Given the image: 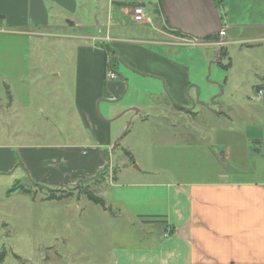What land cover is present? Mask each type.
<instances>
[{"label": "crops", "instance_id": "1", "mask_svg": "<svg viewBox=\"0 0 264 264\" xmlns=\"http://www.w3.org/2000/svg\"><path fill=\"white\" fill-rule=\"evenodd\" d=\"M161 4L162 0H0V34H27L37 29L63 32L74 53L71 113L76 126L69 128L66 135L60 132L64 144L17 147L26 170L19 167L12 177L28 176L37 183L57 189L96 176L106 165L110 149L114 152L126 129L125 122L121 123L124 115L135 111L136 107L135 113L131 114L134 119L140 111L131 101L122 105L115 103L128 90L132 95L141 93L139 82H129L133 78L129 75L133 74L159 85L164 106L168 107L167 116L177 118L167 126L170 131H166L165 143L172 146L173 141H177L176 129L190 128L184 117L191 119L199 105L226 120L210 126L215 130V140L224 147L221 159L216 163L215 179H190L170 167L144 171L155 178L145 184L154 188L146 197V203L161 205L157 209L154 206L153 212L135 215L143 226V233L133 246H116L113 263L264 264V132L259 128L261 122L251 120L253 128L259 130L254 136L245 132L236 138L237 132H233L231 126L237 115L229 109L227 101H220L224 96L221 82L216 76L204 79L206 66L210 71L212 67L226 68L225 71L233 69L234 60L228 45L236 43L233 36L239 31L247 29L259 33L253 39L264 41V17H261L264 11L260 18L254 19L250 15L244 22L229 18L223 8V15L218 12L223 34L196 38L180 30L175 32L177 30L168 25ZM137 5L147 13L142 23L135 22L132 17ZM133 24L150 26L155 37L126 36ZM87 28L91 33H86L84 29ZM112 31L125 35L114 37ZM190 40L198 43L190 44ZM104 48L109 49L108 54L114 58L111 71L116 74L115 78L106 76ZM257 48L264 49V45ZM224 58L228 60L225 64ZM119 64L130 74H121L116 69ZM255 75L253 89L256 95L257 89L264 88V74ZM226 83L227 77L224 85ZM6 87L12 97L9 86ZM233 87L238 88L237 84ZM148 101L143 104L148 106ZM251 102L255 103L254 110L263 112L264 100L256 95L247 101L245 105L249 106L250 113L253 110ZM207 127L200 123L197 128L206 130ZM245 150L246 154L256 152L257 163H236L241 168L234 170L248 171L238 179H229L221 168V160L240 158ZM13 151L9 146L0 145V163L6 158L7 166L11 167ZM249 175L256 178H249ZM160 176L167 180H156ZM4 261L2 258L0 264Z\"/></svg>", "mask_w": 264, "mask_h": 264}, {"label": "rangeland", "instance_id": "2", "mask_svg": "<svg viewBox=\"0 0 264 264\" xmlns=\"http://www.w3.org/2000/svg\"><path fill=\"white\" fill-rule=\"evenodd\" d=\"M213 1L220 15H223L224 8L229 18L244 22L250 19V15L254 19L260 18L264 11V0L257 3L250 0ZM138 25L133 24L126 36L155 37L150 26ZM84 30L91 33L88 28ZM65 34L40 29L27 34H0V145L14 150L11 167L7 166L6 158L0 163V253L4 251L5 260L2 264H114L116 246H133L143 233V226L135 215L153 212V207L157 209L160 204L146 203V197L154 188L145 184L155 179L144 172L146 169L170 167L190 179L217 178L216 163L221 159L224 145L215 140V130L210 126L226 120L197 105L196 114L191 119L184 117L190 128L176 129L177 141L169 146L165 143L166 131H170L167 126L177 118L167 116L161 87L124 72L120 64L116 69L121 74H130L133 78L129 82H139L141 93L132 95L128 90L115 103L122 105L131 101L140 111L134 119L131 114L135 111L132 110L121 120L126 129L114 152L109 151L108 173L104 177L100 175L98 181L94 176L69 186L71 188L66 187L71 189V196L58 200L47 199L51 187L28 176L12 177L17 168L26 170L17 147L64 144L60 136L76 126L71 113L74 53ZM111 35L125 34L112 31ZM257 35L259 33L244 29L233 36L236 43L228 45L234 60L231 71L222 67L218 70L215 66L211 71L209 66L204 69V79L216 76L221 82L224 96L220 101H227L229 109L237 115L231 126L233 132H237L236 138L245 132L254 136L259 131L253 128L251 120L255 119L261 122L259 128L264 132V109L263 112L254 110L255 103L251 102L253 110L250 113L249 106L245 105L256 96L253 89L255 74H264V49L257 48L262 47L264 41H255L253 38ZM227 62L224 58L223 63ZM196 73L200 74V71L196 70ZM235 84L238 88L233 87ZM145 99L149 100L148 106L143 104ZM200 123L209 128L198 129ZM126 150L131 153L132 160ZM239 156L224 162L221 160V168L229 179H238L248 171L237 172L234 169L241 167L236 163L255 165L259 159L255 151L246 154L245 150ZM248 177L256 178L255 175ZM165 178L160 176L156 180H167ZM74 186L78 188L73 189ZM85 190L101 197L105 207L88 200ZM15 255L19 258L16 259Z\"/></svg>", "mask_w": 264, "mask_h": 264}, {"label": "water", "instance_id": "3", "mask_svg": "<svg viewBox=\"0 0 264 264\" xmlns=\"http://www.w3.org/2000/svg\"><path fill=\"white\" fill-rule=\"evenodd\" d=\"M161 7L172 29L196 38L223 34L213 0H162Z\"/></svg>", "mask_w": 264, "mask_h": 264}, {"label": "trees", "instance_id": "4", "mask_svg": "<svg viewBox=\"0 0 264 264\" xmlns=\"http://www.w3.org/2000/svg\"><path fill=\"white\" fill-rule=\"evenodd\" d=\"M175 32H180V31H175ZM104 51H105V57H106V71L107 70H113V68H114V65H115V63H114V58L111 56V54L109 53L108 54V52H109V49H106V48H104ZM125 153L130 157V159L132 160V157H131V153L129 152V151H125ZM133 162V161H132ZM109 159H107V163H106V165L104 166V168L102 169V170H100L97 174H96V180H97V178L101 175V177H104V175H105V173H107L108 172V170H109ZM90 179H93V177H89V178H85V179H82V180H79L78 181V183L79 182H81V181H84V180H90ZM95 180V181H96ZM98 181V180H97ZM77 183V184H78ZM80 184V183H79ZM66 187H69V186H65V187H61V188H57V189H52V190H50V194H49V196L47 197V199H56V200H58V199H62V198H68V197H70L71 196V194H72V191H70L71 189H68V188H66ZM69 188H71V187H69ZM78 187L77 186H74L73 187V189H77ZM29 190H27V192H28ZM59 191V193H56V192H58ZM85 194H86V196H87V198H88V200H90L91 202H93V203H95V204H97V205H101L102 207H105L104 206V201H103V199L101 198V197H99V196H97V195H95L94 193H92V192H90L89 190H85ZM3 255H4V251H2L1 253H0V260L3 258ZM17 257V256H16ZM18 258V257H17Z\"/></svg>", "mask_w": 264, "mask_h": 264}, {"label": "built area", "instance_id": "5", "mask_svg": "<svg viewBox=\"0 0 264 264\" xmlns=\"http://www.w3.org/2000/svg\"><path fill=\"white\" fill-rule=\"evenodd\" d=\"M133 20L137 23H142L146 20L147 18V13L145 12L144 8L140 5H137L133 8ZM190 44H197L198 41L197 40H190L189 42ZM106 76L108 78H115L116 74L111 71L110 69L106 71ZM256 95L258 96L259 99L264 100V89L263 88H259L256 91Z\"/></svg>", "mask_w": 264, "mask_h": 264}]
</instances>
